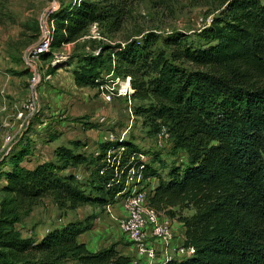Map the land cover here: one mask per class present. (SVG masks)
Here are the masks:
<instances>
[{
  "label": "trees",
  "instance_id": "obj_1",
  "mask_svg": "<svg viewBox=\"0 0 264 264\" xmlns=\"http://www.w3.org/2000/svg\"><path fill=\"white\" fill-rule=\"evenodd\" d=\"M133 1L61 5L50 17V49L74 42L93 23L118 30ZM198 37L200 44L177 31L147 33L104 46L101 55L66 58L77 60L71 68L77 86L97 87L105 73L102 53L110 51L108 72L130 76L131 98L145 102L133 107L134 114L165 128L185 152L184 162L170 164L162 176L126 138L99 142L90 155L79 140L57 146L55 159L63 166L84 167L87 176L80 180L55 160L26 166L25 152L10 150L0 161V189L9 203L31 208L48 196L60 208L103 207L119 201L133 171L156 178L149 205L176 216L183 228L189 251L163 264H264V0H223ZM158 41L162 46L152 49ZM53 56L52 67L64 63ZM183 209L191 213L176 212ZM12 223L0 216V264H132L115 244L90 250L79 240L90 228L87 218L40 237L21 236Z\"/></svg>",
  "mask_w": 264,
  "mask_h": 264
},
{
  "label": "rangeland",
  "instance_id": "obj_2",
  "mask_svg": "<svg viewBox=\"0 0 264 264\" xmlns=\"http://www.w3.org/2000/svg\"><path fill=\"white\" fill-rule=\"evenodd\" d=\"M75 1L77 0H0V50L4 54L22 53L23 51L25 52V62L30 60L37 62H35L37 65L33 66L34 74L30 79L31 85L35 86L39 82L37 70L46 69V72L52 70L53 55H56L60 62H64L59 63L60 65L57 68L54 67V69L61 67L67 70L69 66L73 68L77 62V60L66 61L68 56L81 59L85 55H101L104 46L122 45L133 39L140 40L147 33L160 37L177 31L185 35L188 41L200 44L198 37L200 30L210 22L213 15L218 13L223 0H135L131 3L129 12L125 15L118 30L111 31L107 29L105 24L93 23L74 42L62 44L58 48L53 47L49 49L50 51L43 53V56L32 57V46L40 42L43 30L46 27L50 29V24L54 26L53 21L50 20L53 13L61 5ZM161 46L160 41H158L152 45V49ZM101 57L103 60L102 71L105 72L103 74L105 76L112 73V71L108 72L110 68L108 59L111 57V52L104 51ZM28 65L33 64L29 62ZM113 75L115 74L113 73ZM104 79L105 77L102 82H104ZM93 95V98L98 96L97 92ZM31 97H35V94ZM142 103L132 98L128 101L127 98L123 97H114L107 104L101 100L97 108H86L84 116L78 118L79 122L82 123L80 128L90 130L91 128L101 127L100 129H103L106 133L98 140V143L118 138L128 139L137 146L139 157L143 161L151 163L157 169L158 174L164 176L167 172V166L184 162L186 155L184 151L174 146L173 140L165 128L159 130L154 126H150L141 116L134 114L133 107ZM108 108V113L104 112V115L100 114L91 119V115L95 111L100 109L107 111ZM21 110L24 111V115L20 118L25 121L21 126V130H24L27 124L26 121L29 120L30 123L35 120L38 121V117L41 115V109H38V101L35 110L29 116L25 117L26 110L23 108ZM91 111H93L92 114H90ZM112 114L115 118L111 117ZM49 120L51 121L50 124L45 123L35 129L38 130L35 139L29 137V128L22 132L19 142L22 143L23 147H20L19 151L25 152L26 156L22 158V161L29 164L26 166H31L35 159L40 158V155L42 156L41 146L43 144L51 141L55 143L64 141L61 138H55L60 135L59 130L56 128V125H58L56 118L52 115ZM129 124H131L129 129H126L127 131L124 133V128ZM10 142H12V139L8 143ZM81 151L90 155L97 151V147L94 144L85 142V144H82ZM54 160L61 167L63 166V163L55 158ZM63 167V172H75L76 177L80 180H84L87 176L84 167L81 165L75 167L68 164ZM150 183L154 187L156 178H151ZM9 198L10 195L0 189V216L12 220L13 228L21 236L37 237L45 229L48 230L68 221L87 218L91 224L90 228L87 233L83 232V235L81 234L82 237L79 240H91L92 230L100 227L103 229L101 231L102 236L96 243L92 244L93 249H101L115 244L117 249L121 251L125 246H128L123 237L115 235V230L117 231L116 228L114 230L115 223H107L106 226H103L95 221L105 211L104 208L102 209L98 205L84 204L76 209L60 208L56 206L50 197L46 196L31 208H16L9 203ZM176 212L184 215L191 213L187 209L176 210ZM159 215L168 219L170 223L172 222V229L178 243L183 233L180 232L181 223H179L177 217L169 218L164 214ZM175 226H177L176 229ZM126 254L130 255L129 252H126ZM49 264H74V262L50 260Z\"/></svg>",
  "mask_w": 264,
  "mask_h": 264
},
{
  "label": "crops",
  "instance_id": "obj_3",
  "mask_svg": "<svg viewBox=\"0 0 264 264\" xmlns=\"http://www.w3.org/2000/svg\"><path fill=\"white\" fill-rule=\"evenodd\" d=\"M24 53L25 52L22 51V53L12 52L10 54H4L0 50V161L9 158L8 153L10 150L18 152L20 147H23L22 143L19 141L21 139V134L25 129H30L28 135L31 139L35 136L37 137L38 130L35 129L45 123L50 124L51 121L49 119L52 115L58 122L56 128L60 132V135L55 138H61L64 141H61L60 143L51 141L42 146L40 145L44 155L40 152L42 156L40 155V158L35 159L31 164H34L36 161V163L50 160L54 161V149L59 145L67 146L69 141L79 140L82 144H85L86 142L94 144V146L97 147L96 144H98V140H100L106 132L103 131V129H100L101 127L97 129L91 128L90 130L81 129L80 125H82V123L79 122L78 118L84 116L86 108H97L101 100L107 104L99 93L98 86H77L70 69L71 66H69L67 70L62 69L61 67L58 69L52 67V70H49L48 72H46V69H39L36 71L39 82L35 86L31 85L30 79L34 74L33 66L37 65V62L30 60L29 62L33 65H28L29 62H25ZM67 71L70 72L71 75L70 73L68 74ZM95 92H97L98 96L93 98V93ZM34 94L37 97L38 109H41V115L38 117V121L35 120L32 123H30L29 120L26 121L27 124L25 125L24 130H21V126L25 121H23V119L17 114L20 112L21 107L25 105L29 98ZM92 112L93 111H91L90 114H92ZM104 112L108 113L109 108L107 111H104L103 109L95 111L91 115V119H94L100 114L104 115ZM111 117L115 118L113 114ZM130 125L131 124L124 128V133L127 131L126 129H129ZM10 139H12V142L6 143L7 140L10 141ZM0 182L2 183L3 181L0 180ZM101 208L103 209V207ZM112 213L114 216L118 217L124 214L119 202H115L112 205ZM95 221L103 226H106L107 223H114L105 211L98 219H95ZM176 228L177 226H175V229ZM179 229L180 232L183 233L182 225ZM102 230L103 229L100 227L96 230H92L93 237L90 236L91 240L83 239L80 241L84 242L88 249L97 250L92 248V244L96 243L97 240L101 238ZM46 231L47 229L40 232L37 237H40ZM117 231L115 230V235L123 237ZM87 232L88 231H85V233ZM82 235L79 236V239ZM125 241L128 246H125L121 250V253L127 255L126 252L130 251L131 245L126 239Z\"/></svg>",
  "mask_w": 264,
  "mask_h": 264
},
{
  "label": "built area",
  "instance_id": "obj_4",
  "mask_svg": "<svg viewBox=\"0 0 264 264\" xmlns=\"http://www.w3.org/2000/svg\"><path fill=\"white\" fill-rule=\"evenodd\" d=\"M53 25L43 30L41 40L32 46V57L47 52L50 49V39ZM105 75L104 82L98 85V90L106 102L114 97L127 98L130 101L132 87L130 76ZM37 104V97L31 99L21 108L26 110V116L32 114ZM24 115L20 110L18 116ZM7 140L6 143H8ZM151 178H145L140 173L130 172L124 181V187L119 202L124 212L122 216H114L112 205L103 206L109 218L115 223L118 230L131 245L129 251L132 264H163L165 260L185 255L189 250L183 246V236L176 242L172 229V222L162 218L148 203V195L153 189Z\"/></svg>",
  "mask_w": 264,
  "mask_h": 264
}]
</instances>
